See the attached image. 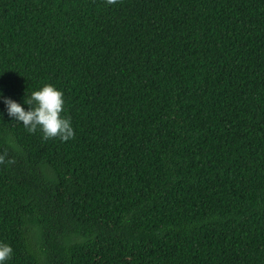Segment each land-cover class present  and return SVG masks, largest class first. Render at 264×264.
Instances as JSON below:
<instances>
[{
  "label": "trees",
  "instance_id": "trees-1",
  "mask_svg": "<svg viewBox=\"0 0 264 264\" xmlns=\"http://www.w3.org/2000/svg\"><path fill=\"white\" fill-rule=\"evenodd\" d=\"M45 84L75 135L0 118L6 264H264V0H0V91Z\"/></svg>",
  "mask_w": 264,
  "mask_h": 264
},
{
  "label": "clouds",
  "instance_id": "clouds-1",
  "mask_svg": "<svg viewBox=\"0 0 264 264\" xmlns=\"http://www.w3.org/2000/svg\"><path fill=\"white\" fill-rule=\"evenodd\" d=\"M105 3L113 5L117 0H105ZM0 102L4 104V112H0V118L3 119L6 113L12 121L21 123L30 134L39 131L43 140L58 137L61 141H68L74 138L75 132L70 119L61 115L65 111L64 94L54 85L45 84L32 91L22 103L5 97L0 91ZM4 163L5 156L0 155V164ZM7 163L11 164L13 161L8 160ZM12 254V247L0 242V264H6Z\"/></svg>",
  "mask_w": 264,
  "mask_h": 264
}]
</instances>
